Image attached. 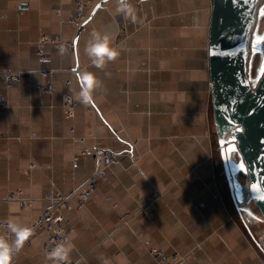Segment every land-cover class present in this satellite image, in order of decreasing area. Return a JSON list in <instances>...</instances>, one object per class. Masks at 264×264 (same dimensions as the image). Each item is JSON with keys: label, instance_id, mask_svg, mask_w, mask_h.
Wrapping results in <instances>:
<instances>
[{"label": "crops", "instance_id": "1", "mask_svg": "<svg viewBox=\"0 0 264 264\" xmlns=\"http://www.w3.org/2000/svg\"><path fill=\"white\" fill-rule=\"evenodd\" d=\"M100 1L91 0L80 29L69 23L74 0H0L6 15L0 20V70L22 73L11 89L0 83L10 103L0 106V217L32 230L49 192L82 186L97 167L81 154L78 137H85L119 153L121 162L105 169L81 209L68 213L71 261L161 264L150 254L154 248L177 253L184 264H264V225L255 220L247 229L229 206L213 141V0H130L136 23L117 11L116 0L103 2L90 19ZM20 2L29 5L22 14ZM93 30L108 34L119 52L102 69L84 51ZM44 36H60L75 48L47 44L48 59L41 60ZM43 70L54 74L46 77ZM84 72L102 87L92 103L78 101L69 118L65 83L72 81L76 98ZM49 82L52 94L37 88ZM16 191L24 206L7 201ZM47 237L45 230L31 231L13 264H51Z\"/></svg>", "mask_w": 264, "mask_h": 264}, {"label": "water", "instance_id": "2", "mask_svg": "<svg viewBox=\"0 0 264 264\" xmlns=\"http://www.w3.org/2000/svg\"><path fill=\"white\" fill-rule=\"evenodd\" d=\"M260 2L213 0L209 30L212 127L232 202L249 230L255 220L264 225V50L263 42L257 44L264 34L258 37L255 23Z\"/></svg>", "mask_w": 264, "mask_h": 264}, {"label": "built area", "instance_id": "3", "mask_svg": "<svg viewBox=\"0 0 264 264\" xmlns=\"http://www.w3.org/2000/svg\"><path fill=\"white\" fill-rule=\"evenodd\" d=\"M91 0H74L75 14L69 20V23L75 27H80L88 18V5ZM29 9V5L26 2L18 3L17 11L19 14L24 13ZM6 19V15L0 13V20ZM54 45L60 48L63 45L69 46L74 49L75 44L73 42H67L60 36L48 37L44 36L38 47V56L41 60L48 59L44 52V47L47 45ZM42 75L46 77H52L53 70H43ZM22 73L15 71L11 68L0 70V83H3L7 89H11L21 82ZM66 88L69 90L64 95V107L66 115L69 118H73L76 115V108L78 106V100L74 98L70 92L72 81L68 80L65 83ZM40 90L52 94L54 91V85L52 82L44 85H37ZM10 105L9 100L5 95L0 92V106L8 108ZM91 110V108H89ZM75 131L74 128L71 130ZM78 141L83 145L81 154L84 157H90L95 160L97 167L94 173L85 181V183L79 188L73 190L71 193H64L60 190H53L49 192L45 197L46 207L43 212L36 219L32 231L45 230L48 233L47 240L45 242V249L47 253L55 246L57 242L63 238L70 239V233L72 231L71 223L68 218V213L77 212L85 204L89 197L97 190L99 181L104 177V171L106 168L119 164L121 162V155L114 150L104 147L100 142L96 140L87 141L85 137H78ZM22 192L16 191L8 195L7 201L18 200L21 206L26 204L22 198ZM73 200H76V205H73ZM7 220L0 217V226H3ZM1 235H5L10 241L11 233L6 228L0 227ZM11 242V241H10ZM150 254L160 260L161 264H184L183 258L177 253L167 255L163 251L151 248ZM67 264H76L69 259Z\"/></svg>", "mask_w": 264, "mask_h": 264}, {"label": "clouds", "instance_id": "4", "mask_svg": "<svg viewBox=\"0 0 264 264\" xmlns=\"http://www.w3.org/2000/svg\"><path fill=\"white\" fill-rule=\"evenodd\" d=\"M117 11L123 14L126 20L132 23L137 22V14L130 0H116ZM85 54L97 68H104L109 62L114 61L118 56V50L112 46L111 37L102 31L93 30L90 39L85 46ZM80 90L76 99L84 105L92 103L96 92L102 87V82L94 77L92 73L84 72L80 76ZM149 179L146 177L145 180ZM15 239L9 241L5 235H0V264H13L14 257L22 249L24 242L31 234V229L15 223L9 218L3 226ZM74 245L68 238H63L55 244L48 252L46 261L51 264H67L71 257Z\"/></svg>", "mask_w": 264, "mask_h": 264}, {"label": "rangeland", "instance_id": "5", "mask_svg": "<svg viewBox=\"0 0 264 264\" xmlns=\"http://www.w3.org/2000/svg\"><path fill=\"white\" fill-rule=\"evenodd\" d=\"M260 9H261V13H260L261 15L259 13L257 14V18H256V22H255L258 25V29H257L258 37L264 34V0H261V2H260ZM261 47L264 50V42H263V45ZM261 57L262 56L257 55L254 58L253 68H252V78H253V82L254 83L257 80V75H258L257 73H258ZM212 126H213V121H212ZM213 141L215 143L216 154H217L218 162L220 164L219 165L220 166V170H222L223 168H222V163H221V159H220V156H219V151L217 149L216 135H215L214 130H213ZM223 177L224 176H222V181H223V187H224V191H225V196H226V199H227V202H228L229 206L231 208H233V203H232V199H231V196H230V192L227 189V186H226V184L224 182L225 180H224Z\"/></svg>", "mask_w": 264, "mask_h": 264}, {"label": "snow or ice", "instance_id": "6", "mask_svg": "<svg viewBox=\"0 0 264 264\" xmlns=\"http://www.w3.org/2000/svg\"><path fill=\"white\" fill-rule=\"evenodd\" d=\"M261 42H264V38H258L257 39V44L261 43ZM83 83V82H81ZM241 168H243V165L241 164ZM262 199H264V196L261 197Z\"/></svg>", "mask_w": 264, "mask_h": 264}]
</instances>
